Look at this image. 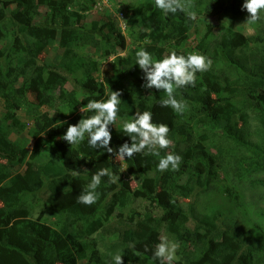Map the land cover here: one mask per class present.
Returning a JSON list of instances; mask_svg holds the SVG:
<instances>
[{"label":"trees","instance_id":"1","mask_svg":"<svg viewBox=\"0 0 264 264\" xmlns=\"http://www.w3.org/2000/svg\"><path fill=\"white\" fill-rule=\"evenodd\" d=\"M14 1L17 5L11 11L0 4V29L3 36L10 35L0 47L4 61L0 98L8 105L0 119V264H112L111 256L118 251L124 264H159L152 259V250L159 242L161 222L186 247L182 256L186 264H264L263 224L248 218L241 228L228 225L219 230L213 216L202 221L203 230H190L179 203L196 186H208L220 173L233 171L232 185L222 189L224 197L233 194L236 199L246 188H253L252 197L263 205L255 213L264 218V13L249 36L223 24L215 39L205 40L206 33L202 36L196 47L206 56L212 54V66L197 73L195 87L176 91L177 98L187 104L181 115L160 106L166 98L163 91L142 86L143 72L136 65L135 52L143 48L159 59L176 50L188 39L191 20L185 13L165 15L155 7V0L128 1L124 10L133 49L107 61L116 47L124 48L125 38L108 10L98 20L84 19L83 12L95 0ZM192 3L197 15H223L230 20H246L248 15L242 10L243 0ZM40 6L47 8L46 23L28 25ZM56 41L63 53L57 65L50 66L38 54ZM86 48L93 49L94 57ZM218 56L224 58L222 67L213 61ZM99 59L105 61L101 66ZM77 73L81 74L77 86L68 89L69 75ZM103 87L121 92L120 122L135 112L150 111L154 123L169 126L174 147L161 150V155L168 150L181 155L179 171L161 173L159 157L136 154L125 160L130 178L140 177L139 186L132 189L115 156L92 149L87 140L78 146L62 140L68 124L92 114L72 115L74 111L89 99H98ZM32 88L39 92L37 102L29 99ZM52 96L66 112L59 119L38 112L41 126L29 130L36 153L32 155L9 134L24 128L18 111L37 112ZM248 111L260 114V144L243 133ZM111 135L109 146L117 150L119 145ZM197 135L199 139L193 142ZM125 142L130 143V138L125 136ZM101 167L120 176L118 188L108 197V178L103 177L96 190L100 193L97 202L91 206L77 203L76 197ZM72 170L79 175L73 177ZM184 178L190 180L184 182ZM225 179L229 182L228 176ZM43 189L48 190L51 207L37 209V205L34 215L35 197ZM131 194L136 199L155 200L162 209L160 216L146 206L130 204ZM194 252L198 254L193 256Z\"/></svg>","mask_w":264,"mask_h":264},{"label":"clouds","instance_id":"2","mask_svg":"<svg viewBox=\"0 0 264 264\" xmlns=\"http://www.w3.org/2000/svg\"><path fill=\"white\" fill-rule=\"evenodd\" d=\"M155 7L165 15L181 12L185 13L190 20L197 18V13L192 10L194 8L192 0H155ZM242 10H246L248 14L243 24L248 25L251 31L250 26L262 19L264 0H243ZM120 20L122 26L127 28L128 22L121 17ZM135 59L136 65L143 72L142 86L145 89L154 88L157 91H163L166 98L160 101V106L171 108L181 115L186 110L187 104L182 98H177L176 91L186 86L195 87L197 73L207 72L212 66V60L199 52H189L184 55L171 50L162 58L154 59L149 51L141 48L135 52ZM120 97L119 90H110L106 98L89 99L86 105L80 108V112L92 114L80 118L75 124H68L62 140L72 146H78L87 140V144L92 149H101L120 160L131 159L140 153L152 155L159 157L157 164L159 172L179 171L183 160L181 155L172 151L161 155V150L174 147L173 141L169 138L170 128L165 123H154L150 111L135 112L121 121V129L125 136L130 138V143L124 142L115 151L109 146L112 139L110 126L117 122ZM71 174L76 177L79 172L72 170ZM103 177H107L113 184L120 181V176L108 167H101L91 175L90 182L76 197V202L86 206L94 205L100 196L96 190L101 185ZM130 247L134 248L135 244H131ZM179 248L178 241L170 240L167 235H161L159 242L152 250V259L158 260L159 264H173L179 259L176 255ZM144 251H149L147 245ZM122 257L119 251L112 255V264H124Z\"/></svg>","mask_w":264,"mask_h":264},{"label":"rangeland","instance_id":"3","mask_svg":"<svg viewBox=\"0 0 264 264\" xmlns=\"http://www.w3.org/2000/svg\"><path fill=\"white\" fill-rule=\"evenodd\" d=\"M130 0H95V3L91 7V9H88L87 11L83 12L84 19L88 22L90 20H98L100 19L104 14L105 11L108 10L111 13L112 18L115 20L117 26L120 28L121 32L124 34L125 38V46L124 48H118L116 47L114 50V53L109 55L107 58L108 60L116 59V56H124L128 52H130L133 49L134 40L133 37H129L127 33V28H124L121 24L120 17L124 20H126V12L124 10L125 4ZM1 6L5 8L7 11H11L14 9L17 5V2L14 0H0ZM46 6H40L38 8V13L28 22V25L33 24H42L46 23ZM245 22L244 19H235L230 20V18H227L222 15L221 16H205V15H197V18L195 20H191V26L188 30V39H186L175 51L177 54H184L186 55L189 52H199L203 54L200 50L197 49L196 45L198 41L202 38V36L206 33V39L205 40H211L218 37V32L221 28V24L224 26L228 25L232 28H234L237 31L242 32L243 34L249 36L253 34L254 30L251 27V31H249V26L246 24H243ZM208 28L210 29L208 31ZM2 30L0 29V47L7 44V39L10 38V35L3 36ZM208 33V34H207ZM3 37V38H2ZM21 39L24 40L23 37ZM85 51L89 52L93 57V49H84ZM63 53V48L58 45V41H56L54 44L49 46L46 51H43L38 54V58H40V61L45 62L46 64L53 66L57 65L59 62L61 56ZM204 55V54H203ZM206 56V55H205ZM208 58H212V54L207 55ZM224 58L221 56H218L213 60L214 62H217L219 67H222V62ZM99 65L101 66L103 64L102 59L97 60ZM0 65L4 67V61L2 59L0 60ZM90 69V67H89ZM80 73H77V75H69V82L67 84V88L70 89L73 86H77V79L80 77ZM99 75V73H97ZM190 86H186V89ZM110 91L103 87L99 89L98 99L106 98L107 94ZM40 98L39 92L36 88H32L29 91V99L33 102H37ZM45 103L39 108V111L37 112L35 110H24V111H18L17 117L18 120L24 124L23 130L17 132L16 129H13L14 132L9 134V136L17 141L18 143L24 145L30 154L35 155L36 153L32 150L34 139L32 138L29 130L34 128H39L41 126V121L38 115V112L40 113H47L46 115L49 117H55L56 119L60 118L61 112H66L65 109H62L61 106H59V103L55 100V97H47V101H44ZM83 107V106H82ZM81 106L78 107L72 115H81L83 113L80 112ZM8 108V105L6 102L0 98V119L3 118L4 113L6 109ZM85 113V112H84ZM247 121L242 125L243 133L247 137L249 136L252 140H254L256 143H261V132H262V125L260 122V114L255 111H248L247 112ZM71 115H67V118H70ZM63 120H66L64 118ZM111 133H113V136L115 137V144L121 145L125 142V134L123 133L121 129V122L119 119H117L116 124L112 125L110 128ZM16 132V133H15ZM197 139H199L198 135L193 138V142H196ZM114 150L116 147L114 145L111 146ZM175 152V150H168ZM166 151V152H168ZM42 159V158H40ZM115 159L118 160L120 163V167L122 169V174L125 178H130L129 174L126 172L125 167V160H120L118 157ZM199 167L204 169V165L202 163L197 164ZM233 172V171H232ZM232 172L225 174L220 173L217 175L214 179L211 180L208 186H196L193 190V192L188 197H182L180 198V205L187 214L188 220L186 222V226L190 230H196V227H198L199 230H203V227L201 225L202 221L206 218H212L215 216L217 218V224L218 229H226V226L231 225L233 228H241L244 223L250 219H254L257 221V223H261L264 225V218H259V216L256 214L257 210L263 207V205L260 203H257L255 198L252 197L253 188H246V190L243 191V194L234 198V195L232 194L228 198H225L222 192V189L225 185H232L233 178H232ZM228 176V180L225 179V177ZM139 179L140 177L130 178V185L132 189H136L139 186ZM184 182H188L190 179H183ZM108 197L111 195L112 192L116 191L117 183L113 184L108 181ZM49 198L48 196V190L43 189L41 192L39 191L37 193V197H35V210L34 215L38 213V210L36 211L37 205L38 208L41 206L46 205V207H51V200H47ZM255 199V200H254ZM50 202V205H49ZM130 204H140L141 206H146L148 209H150L157 217L160 216L162 213V209L160 207H157V203L155 200L151 199H136L133 198L132 194L129 198ZM129 204V205H130ZM256 211V213H255ZM110 219L113 220L114 214L110 216ZM107 224V222H106ZM220 227V228H219ZM159 237L161 235H167L170 240H175L174 237L167 231L166 226L163 222L159 224ZM97 233L95 232L93 236L95 237ZM92 236V237H93ZM186 250V247L180 245L179 250L177 251L176 255L179 257V261L182 262V264H186L182 260V256ZM198 252V250H197ZM194 252L193 256L197 253ZM198 254V253H197ZM190 257V256H189ZM86 259H80L79 262H83ZM176 260V261H178ZM175 262V261H174ZM173 262V263H174ZM238 264V263H236Z\"/></svg>","mask_w":264,"mask_h":264}]
</instances>
